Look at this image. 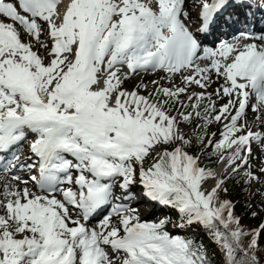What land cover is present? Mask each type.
<instances>
[{
	"label": "snow or ice",
	"instance_id": "obj_1",
	"mask_svg": "<svg viewBox=\"0 0 264 264\" xmlns=\"http://www.w3.org/2000/svg\"><path fill=\"white\" fill-rule=\"evenodd\" d=\"M191 6L195 32L188 0H0V264H210L202 243L170 233L167 219L113 206L117 187L130 199L137 184L178 212V227L206 229L223 264H264V223L245 231L221 196L230 177H264L250 160L253 144L264 145V32L206 46L202 33L251 5ZM157 71L151 91L124 87Z\"/></svg>",
	"mask_w": 264,
	"mask_h": 264
},
{
	"label": "rangeland",
	"instance_id": "obj_2",
	"mask_svg": "<svg viewBox=\"0 0 264 264\" xmlns=\"http://www.w3.org/2000/svg\"><path fill=\"white\" fill-rule=\"evenodd\" d=\"M194 2H192V4L194 5L195 3L198 2V0H193ZM194 10L196 9V7H192ZM196 13V10H195ZM192 20L189 21V23L191 24ZM232 40V39H231ZM230 40V41H231ZM158 72V71H157ZM164 74L159 72V73H148L145 74L144 72H141L138 75L133 76V78L128 82H126V84H124V87L126 89H128L129 91L133 90L134 88H137V86L141 83H146L148 85V91H151L154 88V85L151 83L153 80H160V78L163 76ZM145 77V79H143ZM162 83H164L163 81H161ZM176 83H179V78H176ZM165 86H171L170 84H166ZM141 94L147 95V91L145 90H140ZM196 91H200L198 88L196 89ZM209 92H212L208 89ZM183 99V97H182ZM224 101H220L219 103H223ZM255 102V99L252 100V103ZM219 106V105H218ZM249 112V113H248ZM258 115V113L253 112L251 110L247 111L246 113V119L248 124L253 128L254 131H260V126H259V122H257L255 120L256 116ZM184 128V131L189 133L190 136L194 137L197 132L198 129H196L195 127H193L192 125H182ZM218 125H213L209 131H217L218 130ZM257 150L255 152H253V156L250 158L251 160V169L252 171H254L255 173L259 174V169L261 167H264V145H257ZM193 151H195L197 154H199V145L197 146L196 149H193ZM205 156H202L201 159L202 161L204 160ZM209 165V166H208ZM207 168L213 167L215 165H212L211 163H209ZM225 171V168L223 170V172ZM221 172V173H223ZM215 181L214 180H210L209 184H214ZM250 191L253 194V211L254 213H256V216L259 220H263L264 219V177H262V181H258V182H253L251 183V187H250ZM225 200H229L228 198H225ZM151 219H154L155 222H159L160 220H164L167 219L169 222L166 225L167 230L172 233L173 235H181V236H185L186 234H190V233H195V234H199V229H200V225L197 224H193L191 226H185L184 228H180L177 225H179L180 223H182V220L178 214V212L171 208L170 206H167L165 208H161L159 215L153 214L151 215ZM153 221V220H151ZM260 222V221H259ZM240 226L245 230L248 231L250 229H255L257 228V226H251V227H247L245 222L240 221Z\"/></svg>",
	"mask_w": 264,
	"mask_h": 264
},
{
	"label": "trees",
	"instance_id": "obj_3",
	"mask_svg": "<svg viewBox=\"0 0 264 264\" xmlns=\"http://www.w3.org/2000/svg\"><path fill=\"white\" fill-rule=\"evenodd\" d=\"M197 146L198 145H196L194 149H196ZM209 163L215 165L218 161L215 156H205L202 164L208 165ZM224 187L227 188V193H221V196L223 199L228 198L229 201L233 203L234 215L239 218L240 221L245 222L247 227L264 223V219L259 220L256 215H253L254 205L253 194L250 191L251 183L242 180L241 176H233L226 180ZM184 237L202 243L207 250L210 264H223V254L219 251L218 245L213 242L206 229L200 227L199 234L190 233L186 234Z\"/></svg>",
	"mask_w": 264,
	"mask_h": 264
},
{
	"label": "bare ground",
	"instance_id": "obj_4",
	"mask_svg": "<svg viewBox=\"0 0 264 264\" xmlns=\"http://www.w3.org/2000/svg\"><path fill=\"white\" fill-rule=\"evenodd\" d=\"M192 2H194V1L193 0H188V3L190 5V7H189L188 10L191 13V19L190 20H195L196 19V13H195V10L192 8L193 6H191V5H193ZM244 11H245V9H244ZM196 12H197V10H196ZM236 16H238V17H236L230 24H227V25L221 24V25H219L217 27V29H216V31L214 33H209L210 37L215 36L216 32H223L225 34H228L235 27H237L238 25L242 24L243 21L248 20L247 15H241L240 16V14L237 13ZM262 25L263 24L260 25L259 23H257L255 21V23H254V29L259 28V30H257L255 33L264 32V26H262ZM260 26H262V27H260ZM243 31H245V29H243ZM226 39H227V41H230L232 38H231V36H229ZM159 72L160 71L154 72V73L156 74V73H159ZM151 73H153V72H151ZM161 73H163V72H161ZM145 74H148V73H145ZM143 79H145V77ZM128 81H126V82H128ZM126 82H125V84H126ZM217 87H218V83H213L211 85V87H209L208 89L210 91H213ZM256 146H257V144L254 143L253 144V152H255L257 150V147ZM205 167L207 168V166H205ZM224 168H225V165L223 163L218 162L217 164H215V166L210 167L209 169H211L212 171L216 172L217 174H221V172H223ZM2 176H4V173L0 172V177H2ZM21 186H23V185H21ZM128 191H129V193L132 194V196H131L130 199H125L124 197L127 195V193L123 192V190H121V189H119L117 187V189H116L117 200H115V202L123 203V202H134V201H139V200H148V201L152 202L153 205H154L153 206L154 208H153V210H151V212H147V213H145L144 215L141 216V220H147V221L153 220V221H155L154 219H151V215H153V214L159 215V212H160L161 208L167 207V206L162 205V204H160L158 202H154L151 199H149L148 197H146L145 195H143L144 189L139 184L131 186ZM136 206L137 205H134L133 207H136ZM113 219L115 220L116 218L114 217ZM92 223H96V222L92 221Z\"/></svg>",
	"mask_w": 264,
	"mask_h": 264
}]
</instances>
